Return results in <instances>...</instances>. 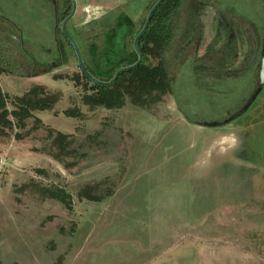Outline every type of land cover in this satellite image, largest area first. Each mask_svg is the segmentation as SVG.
I'll return each instance as SVG.
<instances>
[{
  "label": "rangeland",
  "instance_id": "obj_1",
  "mask_svg": "<svg viewBox=\"0 0 264 264\" xmlns=\"http://www.w3.org/2000/svg\"><path fill=\"white\" fill-rule=\"evenodd\" d=\"M156 1L95 9L68 22L67 36L62 23L74 0L57 20L51 1L3 0L8 108L35 86L55 102L24 127L0 126L1 264H264V88L232 122L204 125L225 120L253 89L262 22L252 0L181 1L167 18L171 35L145 57L167 66L168 93L138 104L126 96L118 108L84 101L92 82H110L135 58ZM227 20L240 43L229 52ZM201 30L206 60L195 65L197 77L187 58ZM147 44L156 46L149 35ZM192 77L202 81L193 86ZM57 131L68 134V153L59 152ZM88 187L99 199L81 195ZM59 190L70 207L51 197Z\"/></svg>",
  "mask_w": 264,
  "mask_h": 264
},
{
  "label": "trees",
  "instance_id": "obj_2",
  "mask_svg": "<svg viewBox=\"0 0 264 264\" xmlns=\"http://www.w3.org/2000/svg\"><path fill=\"white\" fill-rule=\"evenodd\" d=\"M160 12L161 6H158L153 13L152 23L146 31L156 46L152 47L147 44V46L145 45L143 47L141 41L145 37V34L142 35L138 39L137 51L140 49L143 60L131 69L122 71L117 78H113L106 84L101 85L92 82V92L84 97L86 104L93 107L104 106L106 108H118L125 104L126 96L131 97L132 101L138 104L142 103L147 96L153 95L156 92L160 94L169 92L171 86L167 66L160 61L156 64H149L145 61V57H149L153 52H157L158 47L166 39L164 37L165 31L162 30L163 21H159L158 18L156 20L155 17ZM138 55L139 53H136L135 58H131L128 65L137 62ZM41 89V86H35L24 95L17 97V106L13 110H10L7 105L8 96L3 92L0 85V126H12L16 123L19 127H24L26 120L33 116L35 109L45 110L51 108L55 102L54 96L49 94L41 95ZM66 113L73 116L77 115L76 112H69L68 110ZM11 116L13 119L10 118ZM36 120L39 119L36 118ZM54 141L60 153L69 152L70 140L68 139V134L57 131ZM91 190L90 187L85 188L81 195L88 199H99L98 196L90 192ZM51 197L59 199L66 206L70 207V195L66 191H53Z\"/></svg>",
  "mask_w": 264,
  "mask_h": 264
},
{
  "label": "flooded vegetation",
  "instance_id": "obj_3",
  "mask_svg": "<svg viewBox=\"0 0 264 264\" xmlns=\"http://www.w3.org/2000/svg\"><path fill=\"white\" fill-rule=\"evenodd\" d=\"M158 1V0H157ZM156 1V2H157ZM182 0H161V2L159 3V5L158 6H161V12H160V14H159V16L157 17L158 18V20L159 21H163V27L162 28H164V31H166V30H169L167 33L166 32H164L165 34H164V36L166 37V36H168V35H171V33H172V29H171V27L169 26V24L170 23H168L167 24V18L168 17H170L168 20H170L171 18H174V16L176 17V15L179 13L178 12V7L180 6V4L182 3L181 2ZM195 1H197L198 2V0H195ZM201 1V0H200ZM155 2V3H156ZM223 2L224 3H229V2H232V3H234V4H238V6H239V4H242L241 2H240V0H223ZM154 3V4H155ZM258 3L260 4V5H258ZM258 3H257V1L256 0H252V4L250 3V9L254 12V14L256 15V17L258 18V19H260V21L262 22V25H261V32H262V40H261V44H260V49H259V52H258V59H257V62H256V64H255V67H254V78L252 79V84H255V81H256V79H257V71H258V64H259V61H260V58H261V54H262V52H263V50H264V1L263 0H258ZM154 6V5H153ZM152 6V7H153ZM157 6V7H158ZM163 6V7H162ZM156 7V8H157ZM208 7H210V8H212V9H214V11L216 10H218V8H217V6H213V5H208ZM155 8V9H156ZM172 8V9H171ZM228 8V6L225 8V9H227ZM151 10V9H150ZM155 11V10H154ZM154 11H153V13H154ZM222 11H226V10H222ZM149 13H150V11H149ZM149 13H148V16H149ZM153 13H152V15H151V18H150V22H149V25H148V27H147V29L146 30H144L143 32H142V34L138 37V39L142 36V35H144L145 34V37H148V35L149 34H147L146 33V31L148 30V28H149V26H150V23H151V20H152V17H153ZM173 15V16H172ZM148 16H147V18H148ZM162 17H163V19H162ZM225 19V18H224ZM171 21V20H170ZM224 20H222V22H223ZM226 22V27L228 28V30L226 31V39H227V41H226V47H225V49L227 50V52H229L231 49H234V48H236V47H238L239 46V32L237 31V30H235V28L233 27V25L231 24V22L229 21V20H227V21H225ZM171 32V33H170ZM221 32L222 33H224L223 31H216L215 32V36L214 37H217V35L219 36L220 34H221ZM140 33V32H139ZM138 33V34H139ZM170 33V34H169ZM137 34V35H138ZM199 36H198V38H197V40H196V42H195V50H194V54L192 55V56H190V57H188L187 58V62H189V65L188 66H192L193 67V70L192 71H194V72H196L195 73V76H197V77H200L202 74L199 72V69L197 68V66H195V65H199L200 63H202V61L203 60H206L205 58H201V57H199V55H198V53H199V50H200V48H201V46H202V37H203V31L201 30V31H199ZM169 37V36H168ZM214 44H212V43H210V44H208V47L209 48H211V46H213ZM238 54V53H237ZM142 60H143V55H142ZM186 62V63H187ZM52 65H54V64H56V61L54 60H52ZM215 64H217V65H219L218 64V62L217 63H215ZM191 67V68H192ZM219 67H224V65H219ZM189 79V78H188ZM193 84V86H194V83H196V85H197V83L198 82H200V81H202V80H199L198 78H194V77H192L191 78V80H190ZM250 83V82H249ZM251 84V83H250ZM102 85V84H101ZM254 86V85H253ZM229 114V113H228Z\"/></svg>",
  "mask_w": 264,
  "mask_h": 264
},
{
  "label": "water",
  "instance_id": "obj_4",
  "mask_svg": "<svg viewBox=\"0 0 264 264\" xmlns=\"http://www.w3.org/2000/svg\"><path fill=\"white\" fill-rule=\"evenodd\" d=\"M160 2H161V0H158L154 4V6L151 8L149 16H148V18L146 20V23H145L143 29L136 36V38H135L136 47H138V37L142 34V32L144 30L147 29V27L149 25V22H150L151 15H152L153 11L155 10V8L159 5ZM76 10H77V5H76L75 0H74V4L72 6L71 13L64 19V21L62 23V29L67 34V36H68V33H67V30H66V25L73 18V16L76 13ZM69 41L71 42V44L73 45L74 49L76 50V53H77L78 58H79V65H80V67H82V58H81L80 49H79L78 45L72 39L69 38ZM138 53H139L138 61L133 63V64H131V65L119 68L117 70L116 74L114 75V78H117L122 71L127 70V69H131L132 67H134L135 65H137L138 63H140L142 61V52L140 51V49H138ZM94 82L99 83L100 81H94ZM263 88H264V50H263V52L261 54V58H260V61H259V64H258L257 79L255 81V84L253 86V89H252L250 95L244 101L243 105L240 106L236 111H234L232 113H229V116L225 120H223L221 122H205L204 125L205 126H221V125L228 124V123L232 122L233 120H235L236 118H238L239 116L243 115L245 112H247L249 110V108L255 102V100L257 99L259 94L262 92Z\"/></svg>",
  "mask_w": 264,
  "mask_h": 264
},
{
  "label": "crops",
  "instance_id": "obj_5",
  "mask_svg": "<svg viewBox=\"0 0 264 264\" xmlns=\"http://www.w3.org/2000/svg\"><path fill=\"white\" fill-rule=\"evenodd\" d=\"M55 4V9L53 10L54 17L56 20L59 18V15L65 11L68 7L67 5L71 0H48ZM121 4V0H80V3L77 7L76 13L73 18L69 22L78 23L83 21L86 15L91 14V12L95 9H103L105 11L113 10ZM6 20L3 0H0V39H4L6 35V30L3 25V22ZM0 47H3L2 44ZM3 49V48H2ZM1 49V50H2ZM0 50V54L2 55L3 50ZM3 74H0V78ZM1 85V84H0ZM3 92L5 93V88L1 86Z\"/></svg>",
  "mask_w": 264,
  "mask_h": 264
}]
</instances>
